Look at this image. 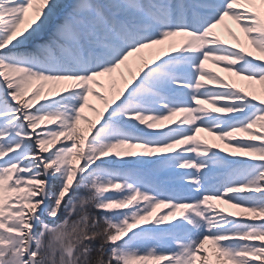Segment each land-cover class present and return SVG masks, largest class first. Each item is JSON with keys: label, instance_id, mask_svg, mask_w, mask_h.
<instances>
[{"label": "snow or ice", "instance_id": "1", "mask_svg": "<svg viewBox=\"0 0 264 264\" xmlns=\"http://www.w3.org/2000/svg\"><path fill=\"white\" fill-rule=\"evenodd\" d=\"M0 264H264V0H0Z\"/></svg>", "mask_w": 264, "mask_h": 264}, {"label": "rangeland", "instance_id": "2", "mask_svg": "<svg viewBox=\"0 0 264 264\" xmlns=\"http://www.w3.org/2000/svg\"><path fill=\"white\" fill-rule=\"evenodd\" d=\"M208 67L209 68H212L214 71H216V72H219L222 76H224V75H227L223 70H222V68H220V67H217L216 65H214V64H209L208 65ZM206 135V134H205ZM218 150V149H217Z\"/></svg>", "mask_w": 264, "mask_h": 264}]
</instances>
